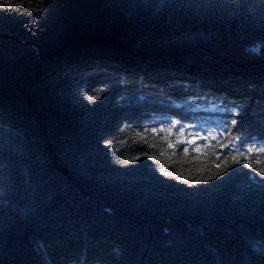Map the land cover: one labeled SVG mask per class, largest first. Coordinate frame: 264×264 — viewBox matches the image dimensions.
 <instances>
[{
	"label": "trees",
	"instance_id": "trees-1",
	"mask_svg": "<svg viewBox=\"0 0 264 264\" xmlns=\"http://www.w3.org/2000/svg\"><path fill=\"white\" fill-rule=\"evenodd\" d=\"M0 264H264V0H0Z\"/></svg>",
	"mask_w": 264,
	"mask_h": 264
}]
</instances>
